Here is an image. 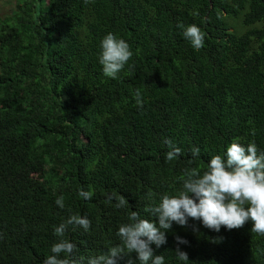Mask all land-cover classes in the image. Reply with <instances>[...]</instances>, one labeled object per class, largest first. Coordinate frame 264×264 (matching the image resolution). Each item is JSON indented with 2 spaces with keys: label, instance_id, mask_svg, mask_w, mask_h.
I'll return each instance as SVG.
<instances>
[{
  "label": "trees",
  "instance_id": "1",
  "mask_svg": "<svg viewBox=\"0 0 264 264\" xmlns=\"http://www.w3.org/2000/svg\"><path fill=\"white\" fill-rule=\"evenodd\" d=\"M191 24L206 34L199 50ZM108 33L133 51L116 78L99 62ZM165 139L181 149L172 160ZM237 139L264 152V0H16L0 19V264H42L73 214L91 221L66 233L87 264L121 243L130 212L154 219L145 209L181 191L185 169L207 170ZM189 225L199 231L174 223L152 245L165 264H264L251 221ZM130 259L140 264L135 252L118 264Z\"/></svg>",
  "mask_w": 264,
  "mask_h": 264
},
{
  "label": "clouds",
  "instance_id": "2",
  "mask_svg": "<svg viewBox=\"0 0 264 264\" xmlns=\"http://www.w3.org/2000/svg\"><path fill=\"white\" fill-rule=\"evenodd\" d=\"M186 40L196 50L204 47L205 33L195 24L187 26L183 32ZM99 62L103 73L116 78L133 56L131 46L123 38L108 33L100 44ZM136 103L143 107L141 90L135 94ZM169 151L166 159L177 157L181 149L175 147L169 139H165ZM200 149L194 148L193 157L199 156ZM192 163V161H190ZM183 189L176 195L164 194L158 205L146 208L154 219L144 218L138 211L128 215V222L119 226L117 236L121 243L113 246L98 256L87 258V264H118L120 259L138 255L140 264H165L164 255H155L152 245L156 248L167 243L166 233L172 230L173 224L181 227H192L190 220L202 222L205 228L219 232L222 227L227 230L242 228L252 222V233L264 235V152H260L255 142L247 145L234 140L226 150V156L215 155L201 172L198 168L184 170ZM86 199H91V191L80 190ZM117 208L126 207L125 197H116ZM55 203L63 209L64 197L59 196ZM82 227L88 230L91 221L87 216L73 214L59 226L55 227L54 235L59 239L51 247L52 255L45 258L42 264H84L85 258L77 256L78 246L66 237L69 227ZM177 259L189 261L188 253L181 250L180 244L189 241L176 236ZM63 254V255H61ZM128 264H134L130 259Z\"/></svg>",
  "mask_w": 264,
  "mask_h": 264
},
{
  "label": "rangeland",
  "instance_id": "3",
  "mask_svg": "<svg viewBox=\"0 0 264 264\" xmlns=\"http://www.w3.org/2000/svg\"><path fill=\"white\" fill-rule=\"evenodd\" d=\"M16 0L0 1V19L10 16L15 10Z\"/></svg>",
  "mask_w": 264,
  "mask_h": 264
}]
</instances>
